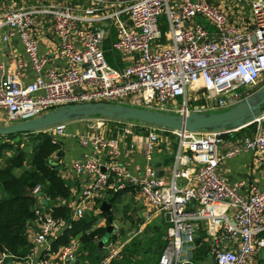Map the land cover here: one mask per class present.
<instances>
[{"label": "built area", "instance_id": "obj_1", "mask_svg": "<svg viewBox=\"0 0 264 264\" xmlns=\"http://www.w3.org/2000/svg\"><path fill=\"white\" fill-rule=\"evenodd\" d=\"M36 13L51 18L60 38L58 52L64 66H47L33 33ZM162 14L168 24L165 31ZM188 21L190 24H186ZM0 25L7 27L3 40L19 36L35 72L25 82L21 62L15 67L0 63V110H4L5 124L83 101L104 100L172 112L224 110L251 93L264 73V0H251V21L243 26L211 0H46L7 9L0 16ZM110 26L115 28L112 48L127 56L119 67L105 57L104 40ZM100 118L115 123L114 134L119 130L133 133L130 126L148 131H135L129 143L132 150L143 153L145 164L135 173L118 162L119 135L96 131L79 134L80 143L91 141L95 151L104 149L105 161L100 163L94 155L74 163L76 173L89 177L69 216L72 220L84 215L85 200L97 192L116 191L131 184L167 222V242L157 264H182L187 260L180 257V252L194 242L197 219L204 216L199 210L187 208L191 200L206 207L224 202L237 208L231 215L216 212L211 216L220 227L217 238L208 245L213 264H246L257 247L264 250V236L257 237L264 229V187L249 183L243 192L241 181L230 183L216 171L218 162L248 149L257 151L264 171V113L251 133L223 152L217 148L224 133L237 128L170 130L137 121L120 127L124 119ZM66 126L67 122H58L43 129L58 136L64 134ZM160 130L178 137L169 181L156 174L152 163ZM52 141L57 140L52 136ZM181 178L196 184L180 186L177 180ZM41 190L39 183L32 188L48 201ZM50 210L47 212L40 203L34 207L38 229L33 238L41 246V253L30 249L22 258L26 264H78L80 236H72L54 248L51 235L58 227L70 224L68 219L52 216ZM228 240L236 243L228 246L224 243ZM126 241L114 224L112 234L102 244L105 250L87 264H112L122 256ZM3 259L0 264H4Z\"/></svg>", "mask_w": 264, "mask_h": 264}, {"label": "crops", "instance_id": "obj_2", "mask_svg": "<svg viewBox=\"0 0 264 264\" xmlns=\"http://www.w3.org/2000/svg\"><path fill=\"white\" fill-rule=\"evenodd\" d=\"M43 1L46 0H0V16L7 9L16 7L20 4H23L25 6H33L43 3ZM211 1L219 4L224 10H226L230 18L236 24L240 26L249 25L251 21V0ZM245 17L247 19L246 23H241L240 18L242 20H245ZM197 19L199 20V18ZM206 23L210 29L213 28V26L209 22ZM186 24H190V22L188 21ZM167 25L168 24H166L165 29H162L163 31L167 29ZM6 31L7 27L5 25H0V63L15 67L16 63L21 62L22 79L23 81L28 82L35 75V72L31 67L30 60L23 49L19 36L13 35L7 41L2 39V35L5 34ZM33 33L37 37L40 52L47 58V66L51 64L56 66H64L65 60L58 52L60 38L54 31L51 18L48 14L36 13ZM165 40L167 41V38H162V41ZM118 55L120 57V63L115 64V66H122L127 61V56H124L123 54H121V52H118ZM91 117L93 118L91 119ZM0 119L2 120V122H4V110H0ZM85 120H92L87 122H93V124H89L90 126L87 128L85 127L87 124L85 123ZM108 122L112 125H115L113 121ZM100 124H106V120H102L100 116H85L80 119L68 121L64 134L58 136L52 135L57 140L56 142L59 144V150L57 152L58 155L54 154L55 156L53 157V159H55L57 168L59 169L61 175L66 178L71 184V196L67 199L68 204L71 208V212L74 204L80 197L81 189L85 180L89 177L88 174L79 175L78 173H76L74 170V163L78 161L84 162L87 156L94 155L99 158L100 163L103 164L105 161L104 149L95 151L94 145L91 141H88L87 144L80 143L78 135L82 133H94ZM238 129L239 128L224 133L223 140L219 143L217 151L223 152L224 150L230 148L233 144H236L238 141H240L241 136L235 134ZM104 131H107V134H114L115 127H106L104 128ZM135 131L137 130H133V133ZM167 132L169 131H165L164 134L163 132H160L159 142L157 143V146L153 152L152 163L156 167V170H160L161 174L159 176L163 177L166 181H169L172 178V166L175 160V152L178 148V137L172 132ZM133 133H125L123 134L125 136L121 137L117 160L121 165L136 173L143 169V166L145 164V157L141 151L132 150L129 147V143L131 141ZM262 153L264 154V150ZM196 166L197 165H194L192 166V168L195 169ZM216 171L230 183L241 181L243 183L241 191L243 192L246 191V186L249 183H254L259 187H264V171L261 163L257 159V151L255 150H243L234 156L221 160L216 165ZM177 183L180 186L196 184L194 180L190 179L186 181V179L183 178L178 179ZM114 194L115 193L113 190L103 189L97 192L93 197L85 200L84 214L86 216H89L93 220L90 223V228L84 229L83 232L78 234L79 236H82L83 234L88 233L90 230L96 229L98 227L105 226V228H107L108 224H112V230L110 232L111 235L113 231V225L116 224L114 222V210L116 209L115 206L124 200H127L124 205L131 208V220L133 222H136L135 220H137L138 217H141L138 223L141 224V222H143V225L147 223L145 227H149V230L151 232L164 226L165 220L162 213L158 210H155L154 207L147 203V201L143 198L135 185H128V188L121 191V194H119L120 196L118 195L114 200H111L110 198ZM39 201L40 206H42L43 208L51 207L50 202L45 200L43 195L39 197ZM103 202L108 203V207L105 210L102 209ZM187 208L189 210H199L204 214V216L197 219L194 242L189 244L190 246H183L180 252L181 258H187V260L182 264H187V262H190L191 264H213L209 254H207L206 258L197 260V262L193 261L192 254L194 253L197 244L201 242V240L208 243L209 245L210 240L217 238L220 227L212 219V214L216 212H225L228 215H231L235 210H237V208L224 202H218L206 207L198 204L196 200H191L188 203ZM102 212H105L107 216L103 215ZM72 221H68V224H71ZM66 228V225L61 226L60 228L58 227L51 235L50 239L54 240L58 235L62 234V232ZM37 229L38 227L36 222L32 220L28 225L27 234L28 239L31 242L30 249H36L37 253H41V246L36 244L33 238ZM102 236L103 235L98 234L94 235L93 240L96 244V249L94 251H89L88 249L84 248L81 241V253L78 256L76 263L87 264L96 261L100 257L101 253L105 250V247H103V245L100 248L97 246L98 241L102 238ZM261 236H264V229L257 233V237ZM224 243L230 246L232 244H235L236 242L233 243V240H228ZM121 258L122 256L114 260H120ZM8 264H26V262L22 257H15L11 259ZM246 264H264L263 248L257 247L249 257Z\"/></svg>", "mask_w": 264, "mask_h": 264}, {"label": "trees", "instance_id": "obj_3", "mask_svg": "<svg viewBox=\"0 0 264 264\" xmlns=\"http://www.w3.org/2000/svg\"><path fill=\"white\" fill-rule=\"evenodd\" d=\"M160 19L161 27L165 29L167 24L165 15L162 14ZM114 38L115 28L110 26L109 33L104 40V52L107 61L112 65L120 63L118 52L112 48ZM256 125V121H253L240 127L235 134L242 137L244 134L251 133ZM43 128L0 135V139H4L3 142H0V254L5 255L3 259L5 264H8L15 257L24 256L30 249L31 242L28 239L27 228L35 218L34 207L40 203L39 195L32 191L34 185L41 184V191L49 197L48 201L51 205L50 213L52 216L61 217L64 220H67L70 216L71 208L67 199L71 196V184L61 175L57 163L53 159L55 155H58L59 144L53 142L51 134ZM140 129L142 128H137V131ZM21 134L41 136V139L33 146L27 165H25L24 151L13 149L12 144V138L14 139L18 135L21 136ZM6 150H13L11 151L12 155L11 153L7 154ZM20 167L21 171L17 172L16 169ZM126 188L128 186L114 191L115 194L110 199L114 200ZM102 214L107 216L105 212H102ZM92 220L84 214L80 219L72 221L70 227L64 229L62 234L52 241L53 247L56 248L59 244L67 242L72 236L78 235L86 228H90ZM166 227L167 222L164 221L162 228L152 231L151 241L155 243V247H153L151 255H148L147 260H143L144 264L157 263L159 255L167 242ZM95 234H106L105 226L90 230L81 236L82 246L89 251L96 249L93 240ZM136 237L129 240L123 248L122 258L114 260L113 264H129L132 261L135 263L141 261L136 256L139 253L138 245H140ZM144 251L146 252V250ZM207 254L208 243L201 240L192 254V259L197 262V260L206 258Z\"/></svg>", "mask_w": 264, "mask_h": 264}, {"label": "water", "instance_id": "obj_4", "mask_svg": "<svg viewBox=\"0 0 264 264\" xmlns=\"http://www.w3.org/2000/svg\"><path fill=\"white\" fill-rule=\"evenodd\" d=\"M264 83L255 88L251 93L236 101L231 107L218 111L170 112L167 110L134 106L119 102L83 101L66 103L50 109L38 116L13 122L0 123V135L37 130L58 122H68L83 118L87 115L97 114L106 119H133L150 125L163 127L170 130L206 131L215 129L240 128L253 121H257L264 113ZM156 174H161L156 170ZM108 207L107 202L102 203V209ZM49 211V208L46 209ZM68 221H72L68 217ZM112 224H108L106 234L110 235ZM103 237L98 241L100 248ZM4 254H0L3 258ZM187 264H191L187 262Z\"/></svg>", "mask_w": 264, "mask_h": 264}, {"label": "rangeland", "instance_id": "obj_5", "mask_svg": "<svg viewBox=\"0 0 264 264\" xmlns=\"http://www.w3.org/2000/svg\"><path fill=\"white\" fill-rule=\"evenodd\" d=\"M217 1V0H216ZM220 1V0H218ZM222 1H225V0H222ZM241 17V16H240ZM246 17H245V20H242L240 18V21L241 23H246ZM245 21V22H243ZM243 25V24H241ZM262 83H264V73L262 74V76L260 77V80L258 81V86L261 85ZM257 86V87H258ZM256 87V88H257ZM170 112H172L173 110H168ZM93 116H99V115H93ZM93 117H91L92 119ZM86 121V120H85ZM87 121H92V120H87ZM85 122L87 123L85 127H89L91 124H93V122ZM126 122H136L134 120H124L121 124H120V127H126ZM0 123H5V122H2V120L0 119ZM90 124V125H89ZM104 125V126H103ZM94 126V125H93ZM110 126H116V125H112L111 123H109L107 120H106V124H100L98 126V128L96 129V132H98L100 135H106V136H116V135H119L118 137L121 138L125 135L122 134V131H118L117 133L118 134H107L106 132L107 131H104V128L106 127H110ZM128 128H129V125H127ZM131 129L133 130H137V128H139V126H134V127H131ZM142 128V127H140ZM124 130V129H123ZM148 131H145V129H140L139 133L143 134V133H146ZM160 132H163V134L165 133V130L164 131H161ZM169 133V132H167ZM20 138V139H19ZM17 141H15V140ZM12 138V144L14 146L13 149H17V150H22L24 151V154H25V157H24V160L26 161V164L27 165V162L28 160L30 159V156L32 154V151H33V146L34 144H36L39 139H41V136H36L35 135H31V134H21L18 135V136H15V138ZM3 138L0 139V142H3ZM13 150H7V154H10L12 155V152ZM17 172H20L21 171V167L16 169ZM127 202V200H124L122 202H120L118 205H116V209L114 210V216H115V219H114V222L116 223L117 225V228H118V233L121 235V237L123 239H126V243L125 245L129 242V240H131V238H134L136 237L138 240H139V243L140 245H138V248H139V253L136 255L138 259H140L141 261H139L138 263H135V262H130L129 264H144V261L147 260V258L149 257L148 255H151V251L153 249V247H155V243L151 241V238L153 237L152 236V232L149 230V227H145L147 223H145L143 225V222L138 223L141 219V217H138L137 220H135L136 222H133L131 220L132 216H131V208L129 207H126L124 204ZM49 209H51L50 207H48ZM47 209V208H46ZM51 211V210H50ZM103 235V234H102ZM104 239H107L108 238V234H104L102 236ZM80 240H81V236H80ZM124 245V247H125ZM146 250V252L144 251ZM122 255H123V252H122ZM183 255H184V252H183ZM144 260V261H143Z\"/></svg>", "mask_w": 264, "mask_h": 264}]
</instances>
